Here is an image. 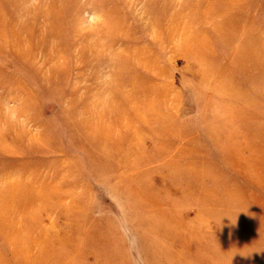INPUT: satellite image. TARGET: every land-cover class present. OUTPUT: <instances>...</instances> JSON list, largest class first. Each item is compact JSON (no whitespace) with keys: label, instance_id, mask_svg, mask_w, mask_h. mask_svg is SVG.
Wrapping results in <instances>:
<instances>
[{"label":"rangeland","instance_id":"374dc122","mask_svg":"<svg viewBox=\"0 0 264 264\" xmlns=\"http://www.w3.org/2000/svg\"><path fill=\"white\" fill-rule=\"evenodd\" d=\"M0 264H264V0H0Z\"/></svg>","mask_w":264,"mask_h":264}]
</instances>
